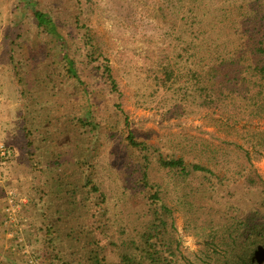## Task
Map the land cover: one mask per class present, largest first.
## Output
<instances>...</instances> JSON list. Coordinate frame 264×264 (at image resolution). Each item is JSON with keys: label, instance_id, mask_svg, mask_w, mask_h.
Wrapping results in <instances>:
<instances>
[{"label": "trees", "instance_id": "obj_1", "mask_svg": "<svg viewBox=\"0 0 264 264\" xmlns=\"http://www.w3.org/2000/svg\"><path fill=\"white\" fill-rule=\"evenodd\" d=\"M221 4L211 24L201 22L181 30L173 63L150 75L147 88L152 86L151 95L158 88H165L166 112L176 116L191 115L210 107L219 111L225 119L219 126L229 140L219 146L184 138L179 148H173L176 154H163L137 141L128 131L120 145L116 136L109 162H113L115 169L118 153L123 148L137 155L135 165L122 163L134 174L135 189L121 187L123 183L117 185L118 180L108 189L103 178L94 175L93 166L89 169L86 159L76 161L75 168L83 171L82 190L75 185L70 189L73 182L67 179L69 190H66L64 206L69 208L67 217L77 218L81 223L79 230L68 233L74 240H80L78 250L71 253L79 252V264H261L264 261V179L253 166L264 153V129L253 125L254 120L264 121V0H222ZM32 13L37 30L57 38L58 43L63 42L46 13L36 8ZM223 17L229 19L225 26ZM17 24L22 29L21 23ZM15 50L9 46L1 49L8 58L4 67L10 74L14 68L18 69L11 59ZM87 56L95 64L91 66L108 88L110 97H116L118 85L109 60L103 53L94 57L90 51ZM63 60L70 80L80 82L81 88L73 60L67 55ZM114 108L125 120L119 104H114ZM75 114L65 119L58 116L57 131L62 133L60 127L64 122L63 126L78 132L91 128L90 121ZM22 118L25 155L19 160L33 171L38 169L35 151L47 143L49 130L41 129L35 136L29 128V119L26 115ZM59 150L52 154L54 164L59 168L65 166L70 174L71 170L66 167L69 161L62 149ZM13 156L10 153L6 164L0 167L3 176L11 169ZM154 159L158 161L161 181L150 177ZM132 192L143 197L148 208L140 215V225L128 229L111 217V210L121 201L133 199ZM217 192L219 201L211 207L208 199L211 193ZM249 192L256 199L246 196V202L242 203L243 195ZM43 193L35 190L31 195L38 197L30 199L29 211H33L36 222L35 228L28 226L29 238L35 234L32 241L40 246L37 252L40 264H72V258L67 259L59 252L56 226L49 216L34 215L41 202H45ZM168 199L173 206L167 203ZM174 209H181L186 217L185 229L202 243L194 259L182 252L176 238Z\"/></svg>", "mask_w": 264, "mask_h": 264}, {"label": "rangeland", "instance_id": "obj_2", "mask_svg": "<svg viewBox=\"0 0 264 264\" xmlns=\"http://www.w3.org/2000/svg\"><path fill=\"white\" fill-rule=\"evenodd\" d=\"M221 3L222 0H0V77L6 81L20 79L21 95L31 97L26 116L29 128L35 136L41 129L49 130L44 158H51L62 149L69 161L66 167L71 170L69 176L73 185L70 189L75 185L82 190L83 171L75 168V162L80 163L83 159L90 164L89 169L93 166L94 175L103 178L108 189L116 180L117 185L123 183L121 187L127 185L128 189H135L134 174L122 163L135 165L137 155L123 148L118 153L115 169L113 162H109L113 158L115 137L120 145L127 131L137 141L155 147L163 154H176L173 148H179L184 138L205 140L219 146L229 140L219 126L225 120L219 111L210 107L191 115L176 116L166 112L165 88H158L153 95L152 86L147 88L150 75L173 63L181 30L201 22L211 24ZM33 8L53 20L63 42L58 43L57 38L36 29ZM23 10L27 12L23 13ZM228 20L223 17L224 26ZM17 22L21 23L22 29ZM6 46L17 50L11 59L19 70L14 68L11 74L4 67L8 58L1 52ZM90 51L94 52V57L103 53L109 60L118 85L116 97H110L108 88L93 68L95 64L89 62L88 56L86 58ZM64 55L73 60L82 89L78 87L80 82L70 80ZM114 104H119L125 120ZM74 113L90 121L91 128L78 132L63 126L64 122L60 127L62 133L58 132V116L72 118ZM253 125L264 129V121L254 120ZM9 148L14 155L13 149ZM20 155L24 156L25 152ZM253 166L264 179V153ZM149 173L152 180H162L156 159L152 160ZM16 188L10 189L17 191ZM8 190L0 187V209ZM66 190H69L67 186ZM134 194L131 193L133 199H125L111 210V217L128 229L140 225V215L148 208L143 197ZM218 194H210L211 207L219 201ZM164 196L167 197V192ZM246 196L256 199L254 194L245 193L242 203L246 202ZM167 203L173 206L170 199ZM25 215L28 226H33V217ZM173 221L182 252L194 259L202 243L185 229L186 217L181 209H174ZM109 258L114 259L111 255ZM261 264H264L263 259Z\"/></svg>", "mask_w": 264, "mask_h": 264}, {"label": "crops", "instance_id": "obj_3", "mask_svg": "<svg viewBox=\"0 0 264 264\" xmlns=\"http://www.w3.org/2000/svg\"><path fill=\"white\" fill-rule=\"evenodd\" d=\"M21 93L18 81L15 79L6 81L2 76L0 77V141L6 142L13 149L14 153L12 167L6 173V176H3L2 170L0 172V184H2L0 187L3 186L4 190H7L18 188L19 185H22L20 187L21 190L20 188L16 189L27 200L24 214L32 217L33 211H29L30 199L31 197L35 198V196L38 197V195H31L35 190L43 191L45 202H41V207L39 206L40 208L35 210L34 215L40 216L46 214L49 216L56 226L57 236L59 237V241L57 242L59 252L67 259L72 258L74 260L72 264H79L77 255L79 252L75 255H71V253L78 250L80 240H74L73 237H69L68 233L72 230H79L81 223L77 218L67 217L69 208L64 206V201L67 198V179L70 180V177L69 173L65 171V166H61L60 168L56 166L54 164L55 156H51V158L43 157L46 143L41 149L35 151L38 169L32 171L29 169L28 164L22 163L19 160L22 156L20 153L23 152L22 116H27V111L31 105V97H25ZM47 147L49 146L47 145ZM1 212L2 210L0 209V264H26L23 256L12 252L15 240L11 237L9 229L2 223ZM33 219V227L35 228L36 219L34 217ZM34 237L35 234L28 241L38 252L40 246L33 243ZM66 246L71 247V249L66 250L64 248Z\"/></svg>", "mask_w": 264, "mask_h": 264}, {"label": "built area", "instance_id": "obj_4", "mask_svg": "<svg viewBox=\"0 0 264 264\" xmlns=\"http://www.w3.org/2000/svg\"><path fill=\"white\" fill-rule=\"evenodd\" d=\"M10 148L4 141H0V167L4 166L10 157ZM27 205L26 198L18 191L9 189L5 192L2 206V223L9 229L11 237L15 240L12 252L23 256L26 264H40L36 249L28 241V219L25 217Z\"/></svg>", "mask_w": 264, "mask_h": 264}]
</instances>
